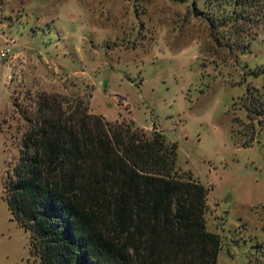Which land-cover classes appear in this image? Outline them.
<instances>
[{
	"label": "rangeland",
	"instance_id": "1",
	"mask_svg": "<svg viewBox=\"0 0 264 264\" xmlns=\"http://www.w3.org/2000/svg\"><path fill=\"white\" fill-rule=\"evenodd\" d=\"M209 8L206 0H0V49L12 45L21 64L0 68V264H36L30 232L11 220L4 178L24 130L13 102L39 92L164 133L177 145L176 169L210 188L216 264H264V115L255 114L264 108V26L247 47H220ZM230 11L211 10L227 44L237 41L223 22Z\"/></svg>",
	"mask_w": 264,
	"mask_h": 264
},
{
	"label": "trees",
	"instance_id": "2",
	"mask_svg": "<svg viewBox=\"0 0 264 264\" xmlns=\"http://www.w3.org/2000/svg\"><path fill=\"white\" fill-rule=\"evenodd\" d=\"M206 2L220 47H247L264 26V0ZM215 6L231 8L223 22L235 43L223 42ZM13 103L24 130L4 196L11 220L30 232L36 264H216L210 188L176 169L177 145L164 133L109 123L83 99L57 93Z\"/></svg>",
	"mask_w": 264,
	"mask_h": 264
},
{
	"label": "built area",
	"instance_id": "3",
	"mask_svg": "<svg viewBox=\"0 0 264 264\" xmlns=\"http://www.w3.org/2000/svg\"><path fill=\"white\" fill-rule=\"evenodd\" d=\"M8 45V44H7ZM16 60V55L12 52V45H8L7 48L0 49V62H8L9 64H13ZM7 80L12 81L13 78L11 76H7Z\"/></svg>",
	"mask_w": 264,
	"mask_h": 264
},
{
	"label": "crops",
	"instance_id": "4",
	"mask_svg": "<svg viewBox=\"0 0 264 264\" xmlns=\"http://www.w3.org/2000/svg\"><path fill=\"white\" fill-rule=\"evenodd\" d=\"M15 55H16V60H15V63L14 64H9V65H11L12 67H17V65L18 66H20L21 64H20V62H18L19 61V57H20V54L19 53H15ZM1 63V62H0ZM20 64V65H19ZM1 65V69H2V67H3V63H1L0 64ZM21 67V66H20ZM6 81H7V78H6ZM0 84H1V82H0ZM2 128V126H0V129Z\"/></svg>",
	"mask_w": 264,
	"mask_h": 264
}]
</instances>
